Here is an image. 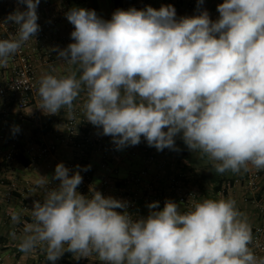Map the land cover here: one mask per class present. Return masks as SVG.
<instances>
[{
    "label": "clouds",
    "instance_id": "clouds-1",
    "mask_svg": "<svg viewBox=\"0 0 264 264\" xmlns=\"http://www.w3.org/2000/svg\"><path fill=\"white\" fill-rule=\"evenodd\" d=\"M16 2L26 10L6 18L17 32L0 39V67L40 30L41 0ZM217 11L213 21L207 10L177 19L171 5L133 7L104 20L95 10L71 8L65 15L74 42L54 50L75 70L40 77L38 108L71 114L85 92L86 120L117 148L143 138L158 151L178 150L180 135L218 174L264 170V0H223ZM53 179L60 183L51 189L48 179L38 181L44 196L33 203L21 252L44 245L52 264L66 251L95 254L101 264H264L234 199L205 198L185 211L171 200L162 210L153 202L147 216L134 217L125 201L95 189L80 194L79 170L70 175L59 163ZM12 221L19 223V214Z\"/></svg>",
    "mask_w": 264,
    "mask_h": 264
},
{
    "label": "crops",
    "instance_id": "crops-1",
    "mask_svg": "<svg viewBox=\"0 0 264 264\" xmlns=\"http://www.w3.org/2000/svg\"><path fill=\"white\" fill-rule=\"evenodd\" d=\"M54 5H70L71 8H84L88 10H95L97 15L104 19L110 20L112 14L115 12L113 8V0H48ZM133 2L134 8L138 9L137 0H122V5L127 2ZM167 0H155L157 5H164ZM196 9L207 10L210 19L215 21L219 18L217 6L223 3V0H204L202 5L198 7V0H189ZM41 8V2L38 5ZM15 10L12 0H0V15H9ZM139 10V9H138ZM60 22L57 26L58 41H46L44 44L38 45L37 51H33L32 62L37 71L38 79L43 74L51 73L54 75H66L70 71L75 70L74 66L64 65L58 60H53L54 70L51 71L44 65L45 54L47 50L52 49L56 55L58 52L54 49H63L66 45V39L69 38L71 32L74 30V26L71 25L65 17L60 15ZM2 37H0L1 39ZM31 53V52H29ZM42 58H44L42 60ZM13 62L9 61L6 67H0V82L8 79L13 70ZM86 93L81 92L78 99L74 101L73 107L82 101H85ZM4 100L0 99V111L4 106ZM6 108V124L3 125L0 120V127L5 128L4 134L6 136L16 134L20 137L21 142L43 140L46 143L58 141L59 138L64 135L65 121L68 116V110L62 108L57 114H47L45 117H38L37 120H29L27 115L30 108L19 111L13 103L7 105ZM18 127V131L15 129ZM175 147L178 150L165 148L163 151H158L155 147L148 146L146 140L143 138L138 145L125 146L118 148L117 153L121 160L115 163L117 169L116 176L107 187L105 197L118 198L122 192L132 193L135 190L129 184L125 183L124 178L130 174L135 173L141 166V157H129V151L136 149L137 151L148 148L154 151L156 159L163 158L162 153L167 151L172 155L174 164L181 169L185 170L191 181H194L189 171L190 165L194 167L205 166L211 162L206 156H203L199 152H192L183 142L180 135L175 138ZM5 152V146L0 143V264H52L51 261L46 259V251L44 245H38L32 251L24 253L18 250L21 237L24 235V229L27 224L31 223V209L33 208L34 201L43 200L44 188L38 184L41 177L45 180L48 179V188H55L59 185L60 181L53 179L55 173V167L59 163L64 165L73 159V154L68 146L60 145L57 152L48 156L43 160H39L35 163H28V165H22L18 162L15 164L6 165L3 160V154ZM178 155V156H177ZM98 154L94 153L90 158V168L92 173V184L90 186L82 187L78 186L77 191L80 194L86 196L91 195L90 189L97 191L101 179L114 176L111 175L109 169H102L99 165ZM182 159V160H181ZM186 159V160H185ZM185 160L189 165H183L181 161ZM114 163V162H113ZM169 163V161H168ZM169 165L167 164L163 170L160 186H167L165 182L167 174L169 173ZM253 167L249 166L248 170H241L238 173H232L233 184L230 188L225 190V193L218 192L214 194V199H234L236 201L237 208L244 214L250 223L251 227L260 221L258 204L257 202L264 201V177L261 178L256 189V193L251 195V201H244V197H248L244 187L241 183V178L251 171ZM76 170L70 172V175L75 173ZM13 185L11 193L6 196L7 187ZM204 188V187H203ZM200 190V189H199ZM202 190V189H201ZM200 190V192H201ZM140 192L141 189H138ZM201 192V200L202 197ZM256 201V203L254 202ZM253 201V202H252ZM119 211V209H117ZM136 217L147 216L148 207L141 201L137 200L136 207L132 210ZM17 213L20 216L19 223H13L12 214ZM15 233V237L13 236ZM66 247V246H65ZM55 264H101L98 257L92 254L88 257L77 258V254H71L65 256L64 254L55 262Z\"/></svg>",
    "mask_w": 264,
    "mask_h": 264
},
{
    "label": "built area",
    "instance_id": "built-area-1",
    "mask_svg": "<svg viewBox=\"0 0 264 264\" xmlns=\"http://www.w3.org/2000/svg\"><path fill=\"white\" fill-rule=\"evenodd\" d=\"M15 10L19 7L21 11L26 10V5H18L16 0H12ZM138 9L143 10L151 6L159 9L161 5H157L155 0H137ZM132 1L124 3L122 10L133 8ZM171 5L176 10L177 19L185 16L198 15L200 11L196 9L189 0H167L162 6ZM71 9L70 5L57 6L48 0H41V8H37L38 21L40 26L36 36L27 42L15 53L9 61L13 62V70L11 76L0 82V99H3L4 106L13 103L19 111L26 110L31 107L27 117L29 120L35 121L38 117H45L47 113L38 108L40 97L38 95V75L32 62L33 51H37L38 45L44 44L46 41H58L57 26L60 22V15L65 17L66 13ZM14 10V11H15ZM8 15H0V37L8 39L15 35L17 26L6 18ZM67 20V19H66ZM68 21V20H67ZM66 45L74 42L71 35L66 39ZM63 48V49H64ZM31 52V53H29ZM44 58H42L43 60ZM53 60H58L64 65H68L58 59V54L53 53L52 49L47 50L45 54L44 65L49 70H54ZM83 102L72 108L71 114L65 121L64 135L58 141L46 143L43 140L21 142L18 135L12 134L6 136L5 128L0 127V143L5 146L3 160L6 165L15 164V158L22 156L29 163H35L51 156L57 152L60 145L68 146L73 154V159L65 164L70 172L73 170L80 171L83 180L80 186H90L92 184V173L90 168V158L94 153L98 154L99 165L102 169H109L112 176L101 179L97 191L106 196L107 187L110 180L116 176L117 169L115 163L121 160L117 153L118 148L113 143L110 136L102 134V129L93 126L85 118L83 112ZM0 111V120L3 125L6 124V108ZM162 159H156L152 149L143 148L139 151L131 149L129 157H141L142 166L133 174L124 178L125 183L129 184L135 190L132 193L122 192L117 199L127 203V211L136 217L132 210L136 207L137 200H141L146 206L153 202H159L157 210H162L166 200H171L180 205L181 211L190 208L195 202L201 201V192L194 181H191L186 171L174 164L172 155L167 151L162 153ZM169 161V163H168ZM114 162V163H113ZM169 165V173L165 182L167 186L161 187L160 182L163 170ZM77 166H80L79 169ZM88 168L84 171V168ZM264 177V170L258 171L253 168L245 177L241 178L248 197H244V201H251V195L256 193L257 186L261 178ZM13 185L7 187L6 196L11 193ZM138 189H141L139 192ZM223 192V189L221 190ZM220 191V192H221ZM89 194H86L88 196ZM42 202V200H41ZM253 202V201H252ZM256 203V201L254 200ZM258 214L260 221L252 226L253 243L250 245L257 256H264V201L257 202ZM119 211H123L119 209ZM149 213V209H148Z\"/></svg>",
    "mask_w": 264,
    "mask_h": 264
},
{
    "label": "trees",
    "instance_id": "trees-1",
    "mask_svg": "<svg viewBox=\"0 0 264 264\" xmlns=\"http://www.w3.org/2000/svg\"><path fill=\"white\" fill-rule=\"evenodd\" d=\"M121 2L122 0H113V8L115 11L117 9H121ZM15 161L25 166L29 163V161L23 158L22 156H17L15 158ZM189 171L192 175L195 184L200 190L203 189L205 185L211 184L212 192L214 194L220 192L221 189H223V192L225 193V190L230 188L234 181L232 172L229 171L225 172L224 174H218L215 172V169L210 164L200 166L198 168L190 167ZM71 254V252L67 251L64 253L65 256H70Z\"/></svg>",
    "mask_w": 264,
    "mask_h": 264
},
{
    "label": "rangeland",
    "instance_id": "rangeland-1",
    "mask_svg": "<svg viewBox=\"0 0 264 264\" xmlns=\"http://www.w3.org/2000/svg\"><path fill=\"white\" fill-rule=\"evenodd\" d=\"M185 160H183L181 162H182L183 165H185V166L187 165V167L189 168V165L187 164V162ZM190 167H191V165H190ZM194 167L198 168L200 166H198V165L195 164ZM201 192H202V195H204L202 197V200L205 199V198L214 199L213 198L214 194H212L213 192H212V185L211 184L205 185L204 188L201 190Z\"/></svg>",
    "mask_w": 264,
    "mask_h": 264
}]
</instances>
